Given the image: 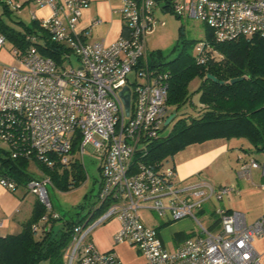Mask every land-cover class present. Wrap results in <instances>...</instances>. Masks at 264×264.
Segmentation results:
<instances>
[{
    "label": "built area",
    "instance_id": "built-area-1",
    "mask_svg": "<svg viewBox=\"0 0 264 264\" xmlns=\"http://www.w3.org/2000/svg\"><path fill=\"white\" fill-rule=\"evenodd\" d=\"M0 2L9 9L20 8L12 0ZM35 2L50 13L41 18L32 13V19L67 49L57 63L39 51L37 42L42 39L33 33L25 36L26 48L12 47L18 64L0 68V146L13 158L49 164L53 155L62 164L74 158L82 163L88 145L99 153L102 180L97 203L73 227L64 264H123L114 249L102 251L88 240L90 232L110 218L119 222L114 243L134 246L143 258L140 264H264V252L255 246L257 239L264 238V214L248 222L245 213L218 203L238 193L235 186L203 181L182 187L176 181V167L146 161L148 146L160 137L170 113L169 71L151 61L147 51L146 34L157 23L156 10L199 18L213 39L223 42L241 36L264 37V0H121L116 11L125 34L111 43L87 40L99 18L79 28L89 0ZM4 43L0 35V45ZM194 49L198 63L206 62L213 51L206 38ZM71 53L79 65L65 67ZM132 72L133 82L128 76ZM124 86L130 88L128 114L120 97ZM254 170L264 176V162L252 157L241 163L236 177L252 178ZM255 183L264 190V183ZM48 184L51 179L44 175L29 180L25 187L56 218L59 214L53 209ZM0 186L13 191L18 185L14 178L0 175ZM205 202L213 205L208 218L215 216L209 226L195 216L196 209L204 211ZM103 206L102 216L88 227L90 217ZM145 209L166 216V222L192 217L199 231L176 246L166 245L159 228L145 223L140 213Z\"/></svg>",
    "mask_w": 264,
    "mask_h": 264
},
{
    "label": "trees",
    "instance_id": "trees-1",
    "mask_svg": "<svg viewBox=\"0 0 264 264\" xmlns=\"http://www.w3.org/2000/svg\"><path fill=\"white\" fill-rule=\"evenodd\" d=\"M9 12L8 7L2 8V13ZM19 23L23 30L14 28L0 15V34L12 46L21 49L29 44L25 36L36 34L42 39L41 43H37L39 51L57 63L62 61V54L67 48L52 41L37 20H33L32 25ZM206 28V39L213 49L206 62L198 63L195 55L180 52L169 62L158 63L169 71V105L179 108L191 100L193 93L198 92L202 108L189 118H178L168 134L149 144L146 161L150 164H163L189 145L215 139H244L248 148L241 146L242 150L264 154V37L241 36L218 42L213 39L210 28ZM208 74L216 80L209 78ZM195 78H199V84L190 92L189 84ZM233 78L237 80L231 82ZM51 157L50 164L13 158L7 149L0 146V175L14 178L17 185H25L33 178L46 175L58 190H69L85 181L84 166L76 158L69 164H62L56 155ZM32 162H35L37 172L32 169ZM96 203L97 199L90 206L88 215ZM45 214H48L47 220L41 221ZM85 219H66L57 227L56 223L62 217H52L37 201L20 232L0 237V264H39L42 260H47L49 264H64V252L72 229ZM192 233L179 232L175 239L179 242Z\"/></svg>",
    "mask_w": 264,
    "mask_h": 264
},
{
    "label": "rangeland",
    "instance_id": "rangeland-1",
    "mask_svg": "<svg viewBox=\"0 0 264 264\" xmlns=\"http://www.w3.org/2000/svg\"><path fill=\"white\" fill-rule=\"evenodd\" d=\"M12 1L14 6L19 5L15 0ZM38 7L35 0H28L22 8L12 10L6 14L2 13V5H0V15L5 22L14 28L23 30V26L19 21L32 25L31 10ZM155 16L157 18L155 27L146 34L147 51L151 61L155 60L157 63L160 61L169 62L177 57L180 52H188L193 56L196 54L194 46L206 38V24L201 19L189 15L178 16L171 11L161 10H156ZM41 42L38 41L37 43ZM12 47V44L8 40H5V43L0 45V68L2 65L18 64L17 58L12 53ZM70 59V61L69 59L65 60V67L79 65V60L74 53H71ZM128 76L131 82H133L136 75L132 72ZM139 81L142 82L143 80L139 79ZM198 84L199 78L192 80L189 84L190 92H193ZM169 108L170 113L168 115L173 114V118L168 125H163L160 136L168 134L178 118L182 116L189 118L192 115L198 114V111L202 108L199 102V93H193L191 100L181 107L176 108L173 105H169ZM219 142L218 139H215L189 145L166 160L163 165L165 168L176 167V165L188 159L187 157H193L202 152L214 154L218 149L217 145ZM229 142L230 145H238L232 139ZM243 147L247 149V143L244 142ZM216 153L218 154L215 155V159L208 168H204L199 174H194L184 180L176 178V181L180 182L182 187L198 185L203 181H210L216 186L221 184L233 185L238 190V193H233L232 196L219 201V205L245 213L248 222L256 220L260 215L264 214V190L256 187L255 182L264 183V176L260 174L259 170H254L252 178L239 179L236 177V170L242 162L252 157L260 162H264V154L254 151L247 153L239 149V146L228 149L224 155H220L219 151ZM98 155L99 153L96 152L92 145L86 147V153L81 160L84 165L86 179L76 187L69 190H58L51 184L47 185L53 209L62 217V220L57 221V227L66 219L88 217L90 206L96 201L99 194L102 180L98 167L100 163V156ZM238 156H241L244 161H241ZM35 166V162H32V169L36 171L37 169H34ZM203 208L204 211L196 209L195 216L204 225L209 226L211 220L215 218L214 215L211 219L208 218V215L213 211V205L211 202H205ZM104 210L105 206L90 217L88 227L98 221ZM140 213L145 223L150 226L160 227V237L169 246H176L178 244V240L175 239L177 233H187L190 231L197 233L199 231V225L192 217L166 222V216H159L153 210L145 209ZM115 226L116 222L114 219H111L99 225L91 233L99 248H108L112 245L110 234ZM255 246L258 251L264 252V238L257 239ZM114 250L126 264H133L139 261L134 246L128 247L115 244ZM39 264H49V262L42 260Z\"/></svg>",
    "mask_w": 264,
    "mask_h": 264
},
{
    "label": "crops",
    "instance_id": "crops-1",
    "mask_svg": "<svg viewBox=\"0 0 264 264\" xmlns=\"http://www.w3.org/2000/svg\"><path fill=\"white\" fill-rule=\"evenodd\" d=\"M27 1L28 0H15V2L20 5V8H22ZM120 4L121 0H89L88 6L82 11L79 28H87L90 25L91 21L95 18H99L101 22L90 30L87 36L88 41H103L105 43H111L118 39L121 35L125 34V28L122 22L121 15L118 11H116ZM0 5H2V8L5 6V4H3L2 2H0ZM9 10L11 12L13 9ZM32 13L35 14L37 18H41L48 15L50 13V9L47 7H38L32 9L31 14ZM218 140L220 142L218 143V149L214 154L209 152H202L196 156L187 157L188 159H186L184 162L176 165L177 178H179L180 180H184L189 176L199 174L202 169L208 168L210 166L211 162L215 159V155L218 154L216 152L219 151L221 153L220 155H224L228 149H232L235 146H239V149H241V146H243V143L245 141L244 139H232L235 141V143L238 144L233 146V144L230 145L229 141L223 139ZM37 201V197L31 192H28L25 185H18L17 188L13 191H9L6 188L0 186V220L2 221V225L0 227V237L20 232L23 224L30 217L34 204ZM111 219H114V221L116 222V226L110 234L112 240V245L110 247L99 248L95 243L91 233L97 227H99V225L95 227L89 234L90 240L98 249L102 251L114 249L115 246L113 235L119 228V222L115 218H110L107 221ZM107 221H105L104 223H106ZM117 245L133 247L128 245L127 243H121ZM135 252L139 261L133 264H140L143 258L137 250H135ZM123 264L126 263H124L123 261Z\"/></svg>",
    "mask_w": 264,
    "mask_h": 264
},
{
    "label": "water",
    "instance_id": "water-1",
    "mask_svg": "<svg viewBox=\"0 0 264 264\" xmlns=\"http://www.w3.org/2000/svg\"><path fill=\"white\" fill-rule=\"evenodd\" d=\"M208 77L213 79V80H216V78L210 74H208ZM240 79H242V77H240ZM236 80H237V78H233V79H231V82H235ZM120 97H121L122 102L124 104L126 113L128 114L129 108H130V88L128 86L123 87V89L120 92ZM172 118H173V115H169L167 117V119L165 120V125H168L171 122Z\"/></svg>",
    "mask_w": 264,
    "mask_h": 264
}]
</instances>
